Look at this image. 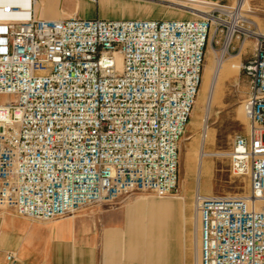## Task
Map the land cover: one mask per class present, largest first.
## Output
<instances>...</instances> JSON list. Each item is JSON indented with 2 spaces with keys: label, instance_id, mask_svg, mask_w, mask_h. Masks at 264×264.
<instances>
[{
  "label": "built area",
  "instance_id": "1",
  "mask_svg": "<svg viewBox=\"0 0 264 264\" xmlns=\"http://www.w3.org/2000/svg\"><path fill=\"white\" fill-rule=\"evenodd\" d=\"M36 3L0 0V211L51 222L133 193L178 195L180 143L226 15L236 28L229 45L255 37L242 63L248 129L228 153L249 191L196 192L197 264H264V34L255 23L205 0V10L161 20L39 19Z\"/></svg>",
  "mask_w": 264,
  "mask_h": 264
},
{
  "label": "rangeland",
  "instance_id": "2",
  "mask_svg": "<svg viewBox=\"0 0 264 264\" xmlns=\"http://www.w3.org/2000/svg\"><path fill=\"white\" fill-rule=\"evenodd\" d=\"M239 2L243 19L255 23L250 30L264 34V0H233L231 4L225 6L238 8ZM189 4L191 6V2ZM194 8L203 9L200 6ZM165 10L177 13L178 16L175 18L189 16L179 8L171 7ZM221 18L223 26H219L216 31L213 28L211 33L199 96L180 143L178 195L157 197L148 193H133L122 197L114 205L95 206L81 212L83 214L107 211L123 216L127 214L131 218L129 219L131 223L134 222L133 225H140L132 215L137 209L142 215V225H146L145 223H148L146 205L150 201L183 202L186 207L185 216H174L169 219L168 245H165L161 252V264H177L176 258H179L180 264H197L200 222L194 204L196 192L218 197H241L249 191L248 177L237 175L233 171L228 153L234 137L246 133L248 129V118L242 114V109L249 92V81L242 69L240 53L245 52L250 45L253 55L255 37H249L244 42L242 35L240 38L235 37L228 47V52L222 57L228 33L234 22L226 15H222ZM248 26V23H244L243 28ZM221 58L224 60V66L217 74ZM233 62L240 63L238 71L231 68ZM212 86L215 87V97L211 109L207 110V95Z\"/></svg>",
  "mask_w": 264,
  "mask_h": 264
},
{
  "label": "crops",
  "instance_id": "3",
  "mask_svg": "<svg viewBox=\"0 0 264 264\" xmlns=\"http://www.w3.org/2000/svg\"><path fill=\"white\" fill-rule=\"evenodd\" d=\"M205 1L225 5L233 0ZM170 8L162 0H37L34 14L52 20H161L178 16L165 10ZM240 54L242 63L248 60L251 46ZM145 213L148 223L142 225L141 212L136 209L132 215L140 225H133L127 214L107 211L51 222L0 211V264H161V252L168 245L169 219L185 216L186 207L183 202L150 201ZM10 254L14 259H8ZM176 261L180 264L179 258Z\"/></svg>",
  "mask_w": 264,
  "mask_h": 264
},
{
  "label": "bare ground",
  "instance_id": "4",
  "mask_svg": "<svg viewBox=\"0 0 264 264\" xmlns=\"http://www.w3.org/2000/svg\"><path fill=\"white\" fill-rule=\"evenodd\" d=\"M176 2L177 3H179V4H181L182 6H176V7H179V8H181V9H185V7H187V6H189V7H195V6H198V1H195V0H187V3H186V1L184 0V2H183V0H176ZM189 2H191V6H190V4H189ZM193 2V3H192ZM195 2V3H194ZM238 5H239V7H240V9H239V7H238V9L239 10H241V3L239 2L238 3ZM184 6V7H183ZM236 28H235V25L233 24L232 26H231V29H230V31H229V33H228V38H227V40H226V42H225V45H224V49H223V51H222V57L228 52V47H229V42H230V37H231V34L233 33V31L235 30ZM224 66V60H223V58H221L220 60H219V64H218V69H219V71L217 72V74H219V72H220V68H222ZM240 63H238V62H233V63H231V68L232 69H234V71H238L239 69H240ZM216 72V71H215ZM218 79V78H217ZM205 95V94H204ZM214 97H215V87H210L209 88V91H208V95H207V104H206V109L207 110H210L211 109V107H212V103H213V100H214ZM242 114L244 115V116H247L246 115V113H245V110L244 109H242ZM197 117V116H196ZM247 118V117H246Z\"/></svg>",
  "mask_w": 264,
  "mask_h": 264
}]
</instances>
